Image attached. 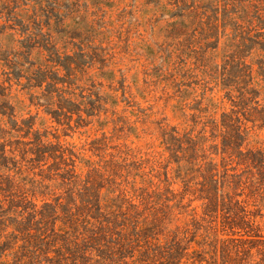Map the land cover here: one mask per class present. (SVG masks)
I'll list each match as a JSON object with an SVG mask.
<instances>
[{"label": "rangeland", "instance_id": "rangeland-1", "mask_svg": "<svg viewBox=\"0 0 264 264\" xmlns=\"http://www.w3.org/2000/svg\"><path fill=\"white\" fill-rule=\"evenodd\" d=\"M262 64L264 0H0V256L34 210L74 235L125 193L105 263L264 264Z\"/></svg>", "mask_w": 264, "mask_h": 264}, {"label": "trees", "instance_id": "trees-1", "mask_svg": "<svg viewBox=\"0 0 264 264\" xmlns=\"http://www.w3.org/2000/svg\"><path fill=\"white\" fill-rule=\"evenodd\" d=\"M261 68H264V64H262ZM238 123L240 121H237ZM239 130H241V126L239 127ZM6 149H4V153ZM65 152L62 153L61 157L64 159V154ZM45 154V153H44ZM74 162V160H71ZM75 167L74 169L68 170V173H71L72 177H76L75 175ZM88 184V182L86 183ZM123 196V197H122ZM121 198L123 199V204L121 207H118L115 211L117 213H114L115 211H111L113 209L114 205L112 204L108 208H110V212L107 211H102V207L99 203V199H97V203L93 204V202H88V206L90 207V213L92 210L95 208L96 212L99 214L103 215L106 219L99 222V225H91L90 220L85 221V227L82 232L78 233V229L73 228V224L71 223L72 229H74V235H69V232L66 230H63L65 228H57V219L54 218L53 222V228L50 229L49 227V220L50 216H48L45 211H40L37 213L36 210H34L33 215L31 217L36 218L40 216V220L38 222L39 225H42L37 231L36 228H31L30 226L28 228L22 229V231H19L16 229V231L19 234H23V237L19 239L18 236L13 237L15 235L14 233L11 234L10 237H12L11 242L13 246L3 249V252L1 253L0 256V264H7L8 256L11 254H7L6 252L9 250H16L15 253L17 254L19 250H24L26 251L25 254H23L20 258L16 256V264L20 263H26L27 259H30L33 255H35L36 252L38 251H43L41 247L39 248L37 245H31L32 240H36L39 242L47 243L51 245V250L45 253L46 255V260H51L53 259L51 257V252H58V256L62 257L63 260H71L74 259L76 256L78 258H88L90 261L94 260L96 261L97 264H107L105 262L107 261H113L117 255L123 254L126 249H129L132 241H129L128 238H126L124 235H122V232L125 231L126 229H129L127 227L126 222L121 223L120 231H114V228H109L110 225L116 224L115 220L118 218H123L127 220H131L129 217V213L123 210L125 203H126L131 209L138 208L136 204L132 202V199L127 198V195H122ZM36 208V205L33 207ZM23 214V213H22ZM56 214V212H55ZM2 216V215H0ZM90 217L87 215V218ZM72 218V217H71ZM112 218H114V221H112ZM73 219V218H72ZM91 219H95V217L91 216ZM23 224V223H20ZM43 224H45L43 226ZM66 224V223H65ZM76 224V222H74ZM106 224V225H105ZM90 226V227H88ZM92 226V227H91ZM44 229V231L41 234H34V231L36 232H41V230ZM117 230V229H116ZM49 238L51 240H49ZM2 239V235H0V241ZM19 242H22L23 244L20 245ZM51 243V244H50ZM53 243V244H52ZM140 246V245H137ZM2 245L0 244V249ZM18 249V251H17ZM127 252V251H126ZM4 258V259H3ZM121 259L119 260V263H122L127 257L126 256H121ZM130 258H133V256H130ZM78 259H74V264H77Z\"/></svg>", "mask_w": 264, "mask_h": 264}]
</instances>
